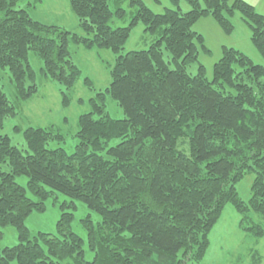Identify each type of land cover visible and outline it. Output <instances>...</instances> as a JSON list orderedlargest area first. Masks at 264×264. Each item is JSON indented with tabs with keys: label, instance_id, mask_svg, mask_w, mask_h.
<instances>
[{
	"label": "trees",
	"instance_id": "trees-1",
	"mask_svg": "<svg viewBox=\"0 0 264 264\" xmlns=\"http://www.w3.org/2000/svg\"><path fill=\"white\" fill-rule=\"evenodd\" d=\"M21 1L0 0V68L10 73L17 103L38 92L31 52L42 62L41 76L60 86L63 107L81 77L70 44L116 56L109 87L95 92L90 111L77 118L70 153L48 148L64 143L52 127L23 130L25 151L0 135V240L1 228L10 225L19 241L0 252V264H199L225 205L241 214L244 232L264 235L243 218H264V65L224 47L211 79L200 64L194 75L186 71L200 52H209L192 30L203 17L229 34L230 18L239 13L264 60L263 15L243 0H182L187 12L180 0H169L171 8L157 14L129 0L134 13L128 25L110 27L113 18L124 17L123 9L112 11L108 0H68L78 23L74 33L34 20L18 7ZM139 23L154 41L147 50L121 55ZM83 83L94 90L91 80ZM108 98L123 119L109 117ZM15 110L0 84V129ZM249 173L251 197L244 202L236 183ZM18 177L26 178V188ZM54 192L99 216L95 224L90 216L81 221L92 261L84 260L83 240L72 231V202L61 205L55 235L39 232L30 239L27 216L43 211Z\"/></svg>",
	"mask_w": 264,
	"mask_h": 264
},
{
	"label": "rangeland",
	"instance_id": "rangeland-1",
	"mask_svg": "<svg viewBox=\"0 0 264 264\" xmlns=\"http://www.w3.org/2000/svg\"><path fill=\"white\" fill-rule=\"evenodd\" d=\"M153 13H162L164 10L171 8L169 0H141ZM250 4L259 15L264 16V0H243ZM181 12L189 10L188 5L180 0ZM30 4L29 7H27ZM108 5L111 10L123 9L125 15L122 19L113 18L110 27H123L128 25L134 8L129 4V0H108ZM18 7L28 10L29 15L39 22L47 25H56L63 30L77 33L78 23L77 18L71 12L68 0H22ZM230 22L233 24V30L229 34H225L219 25L214 22L211 17H203L196 21L192 30L202 36L204 47H207L208 53L200 52L198 61L187 67L186 71L194 75L197 72L198 65H202L206 70L205 77L211 79L212 67L222 56L224 47L234 48L241 51L246 57L250 58L256 65H264V60L258 55L254 46L250 43L251 33L242 22L240 14L235 13ZM155 37H151L147 32H144V26L140 23L134 26L131 34L124 44L121 55L128 52L147 50L148 46L154 41ZM69 51L72 55V60L79 67L81 77L73 86L67 96L70 99L68 107H63L60 97V86L52 82L46 77H42L40 69L43 67L39 57L31 52L29 53L30 66L35 71V84L38 92L33 97L22 103L15 101L14 85L10 78L8 70L0 68V84L6 98L9 102L15 103L16 115L7 118L3 122V128L0 129V135L8 136L11 145L16 146L22 151L26 150L22 132L27 128H44L52 127L54 133H59L64 136V143L58 144L51 142L48 148L54 149L62 146L67 153H70L76 143V132L78 130L77 118L80 114L88 113V101L94 96L95 92L102 91L109 87L110 74L109 68L114 64L116 55L110 51L101 49L86 51L81 47H75L72 44L69 46ZM165 58L168 55L165 53ZM87 78L91 80L94 90H90L83 83ZM82 100L80 103L79 101ZM106 109L109 117L112 119H123L124 114L117 103L108 98ZM16 128L19 131H16ZM117 141V140H116ZM112 141V145L116 143ZM254 175L246 174L245 177L236 183V191L240 199L246 202L250 197V188L252 186ZM16 182L26 188V178L18 177ZM28 196L35 200L31 193ZM74 203V209L70 208L67 211H72L74 215L71 223L72 231L75 232L83 240L84 260L92 261L93 253L88 249L86 231L82 226L81 221L85 217L90 216L91 221L95 224L99 221V216L90 211L87 206L80 201L70 200L64 194L54 192L44 202V210L41 212H32L27 216L24 224L29 229L30 239L37 236L39 232L55 235L56 222L60 218V207L63 204L70 205ZM223 212L214 225L209 237L208 248L199 264H264V235L255 238L241 229L242 216L234 210L230 205L223 207ZM245 222L260 225L264 229V218L260 215L247 213L243 215ZM248 220V221H247ZM245 225V224H244ZM243 226V225H242ZM3 233L0 240V252L5 247H13L18 244L17 233L10 226L1 228ZM189 254V251H186ZM181 259V257H180ZM184 259V257H182ZM9 264H17L12 261Z\"/></svg>",
	"mask_w": 264,
	"mask_h": 264
}]
</instances>
